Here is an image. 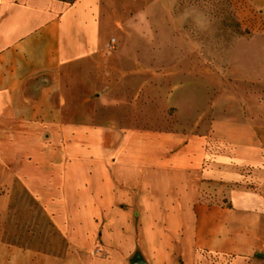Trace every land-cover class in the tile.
Wrapping results in <instances>:
<instances>
[{
	"label": "crops",
	"instance_id": "crops-1",
	"mask_svg": "<svg viewBox=\"0 0 264 264\" xmlns=\"http://www.w3.org/2000/svg\"><path fill=\"white\" fill-rule=\"evenodd\" d=\"M119 12L118 0H0V264L15 180L69 244L96 235L109 246L103 258L77 252L80 264H131L136 253L247 264L262 254L264 124L125 122L132 84L145 92L164 71L107 46L128 31ZM61 260L35 253L31 264Z\"/></svg>",
	"mask_w": 264,
	"mask_h": 264
},
{
	"label": "rangeland",
	"instance_id": "rangeland-1",
	"mask_svg": "<svg viewBox=\"0 0 264 264\" xmlns=\"http://www.w3.org/2000/svg\"><path fill=\"white\" fill-rule=\"evenodd\" d=\"M190 5L208 16L205 30L179 19ZM118 6L120 16L131 20L128 31L120 28L115 34L113 49L130 46L122 53L124 59L149 61L164 71L145 92L132 84V107L120 112L125 122L199 130L218 119L264 124V0H118ZM76 77L78 81V73ZM140 92L150 101L144 102ZM35 200L14 181L2 222L1 264H31L35 253L47 254L36 248L55 252L49 255L62 259L61 264H80L77 252L92 258L109 254V246L96 235L86 244L71 245L64 238L65 249L59 250L57 228L35 207ZM261 252L247 264H264V227Z\"/></svg>",
	"mask_w": 264,
	"mask_h": 264
},
{
	"label": "clouds",
	"instance_id": "clouds-1",
	"mask_svg": "<svg viewBox=\"0 0 264 264\" xmlns=\"http://www.w3.org/2000/svg\"><path fill=\"white\" fill-rule=\"evenodd\" d=\"M179 19L184 22L191 21L193 27L200 30H205L209 25L208 16L195 5L185 7Z\"/></svg>",
	"mask_w": 264,
	"mask_h": 264
},
{
	"label": "trees",
	"instance_id": "trees-1",
	"mask_svg": "<svg viewBox=\"0 0 264 264\" xmlns=\"http://www.w3.org/2000/svg\"><path fill=\"white\" fill-rule=\"evenodd\" d=\"M63 1H66V2H68V3H72V2L75 1V0H63ZM35 207H36V208H37V209L43 214V216L48 220V222L51 224V226L55 229L54 225L52 224V221H50V220L48 219V217L46 216V213H45L44 209H43L42 206L38 203L37 200H35ZM55 232H56V235H57V237H58V239H59V244H61V247L59 248V250L65 249V246H64V244H65V239H64V237L62 236V234H61L58 230L55 229ZM35 250H37V251H42V252H45V253H47V254H53V255H55V252H53V251H44V250L41 249V248H36Z\"/></svg>",
	"mask_w": 264,
	"mask_h": 264
},
{
	"label": "water",
	"instance_id": "water-1",
	"mask_svg": "<svg viewBox=\"0 0 264 264\" xmlns=\"http://www.w3.org/2000/svg\"><path fill=\"white\" fill-rule=\"evenodd\" d=\"M131 264H148V263L143 259V257L139 253H136L131 260Z\"/></svg>",
	"mask_w": 264,
	"mask_h": 264
},
{
	"label": "built area",
	"instance_id": "built-area-1",
	"mask_svg": "<svg viewBox=\"0 0 264 264\" xmlns=\"http://www.w3.org/2000/svg\"><path fill=\"white\" fill-rule=\"evenodd\" d=\"M114 41H113V39L110 41V43L107 45L108 47H111L112 46V43H113ZM213 258V257H212ZM214 259H215V257H214ZM216 261V260H215Z\"/></svg>",
	"mask_w": 264,
	"mask_h": 264
}]
</instances>
